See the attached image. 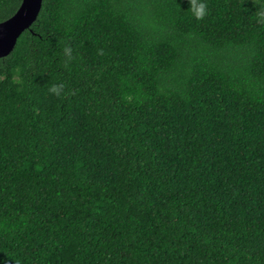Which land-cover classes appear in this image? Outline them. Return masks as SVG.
<instances>
[{"label":"trees","instance_id":"obj_1","mask_svg":"<svg viewBox=\"0 0 264 264\" xmlns=\"http://www.w3.org/2000/svg\"><path fill=\"white\" fill-rule=\"evenodd\" d=\"M207 6L43 0L0 58V264H264V0Z\"/></svg>","mask_w":264,"mask_h":264},{"label":"water","instance_id":"obj_2","mask_svg":"<svg viewBox=\"0 0 264 264\" xmlns=\"http://www.w3.org/2000/svg\"><path fill=\"white\" fill-rule=\"evenodd\" d=\"M43 0H22L17 12L0 22V58L9 56L19 39L36 22Z\"/></svg>","mask_w":264,"mask_h":264},{"label":"clouds","instance_id":"obj_3","mask_svg":"<svg viewBox=\"0 0 264 264\" xmlns=\"http://www.w3.org/2000/svg\"><path fill=\"white\" fill-rule=\"evenodd\" d=\"M207 0H191L190 13L196 19H203L207 15ZM253 20L257 25L264 26V6H260L253 16ZM64 54L69 59L72 56V50L68 47H65ZM50 91L54 95H61L63 93V85L54 84L50 88Z\"/></svg>","mask_w":264,"mask_h":264}]
</instances>
